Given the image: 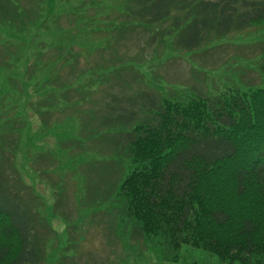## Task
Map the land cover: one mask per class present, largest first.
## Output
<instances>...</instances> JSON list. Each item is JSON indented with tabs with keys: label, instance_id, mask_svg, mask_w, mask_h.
Instances as JSON below:
<instances>
[{
	"label": "trees",
	"instance_id": "trees-1",
	"mask_svg": "<svg viewBox=\"0 0 264 264\" xmlns=\"http://www.w3.org/2000/svg\"><path fill=\"white\" fill-rule=\"evenodd\" d=\"M72 16L71 22L81 23L82 39L104 38L102 45L91 46L104 61L112 44L168 21L169 29L158 34L177 33L180 48L199 50L214 36L217 41L264 22V0H33L29 8L21 0H0V27L7 29L0 39V72L9 77L0 82V103H7L8 112L9 99L14 109L16 100L24 99L22 116L15 112L9 118L17 120L9 127L10 143L17 140L13 134L19 122L27 126L35 116L45 126L41 116L53 114L73 92V84H56L60 91L53 92L58 97L49 109L36 108L31 100V90L48 85L44 78L40 85L36 70L52 48L59 49L58 60L75 63L79 37L54 32ZM160 96L150 90L114 96L105 122L135 126L118 147L128 168L121 175L119 196L133 232L168 262H179L187 246L223 264H264V86L246 91L227 87L208 97ZM1 141L0 264H47L50 228L13 155L10 161L3 152L12 147L17 156L18 142ZM38 162L28 150L25 164L37 172Z\"/></svg>",
	"mask_w": 264,
	"mask_h": 264
},
{
	"label": "rangeland",
	"instance_id": "rangeland-1",
	"mask_svg": "<svg viewBox=\"0 0 264 264\" xmlns=\"http://www.w3.org/2000/svg\"><path fill=\"white\" fill-rule=\"evenodd\" d=\"M21 2L28 8L33 4V0ZM72 19L63 18L54 32L58 36L66 32L68 39L79 37L75 63L58 60L60 51L52 48L36 70L40 85L43 78L48 85L39 86L38 92L31 90V100L36 108L49 109L58 97L53 92L60 91L56 84H73V92L63 98L53 114L41 116L45 126L39 125L37 117L30 118L16 147L17 156L12 147L3 148L8 159L13 155L23 180L32 187L37 212L50 228L47 264H223L217 256L187 246L180 250L179 262L164 261L151 244L133 232L134 224L127 219L119 196L121 175L128 168L118 147L135 126H106L104 121L114 96L123 98L150 90L160 98L166 94L208 97L227 87L246 91L264 86V22L217 41L214 36L212 43L187 51L177 45V33H157L169 29L168 21L125 36L111 45L103 61L91 46L102 45L104 38L94 34L82 39L81 23L75 25ZM6 33L7 29L0 27V39ZM18 69L22 78L24 63L23 72ZM8 79L0 72V82ZM44 97L48 99L41 104ZM23 100H16L14 109V101L9 99L8 112L7 103H0V146L1 140L17 144L18 140L10 143L9 132L17 120L11 123L9 118H14L15 112L22 116ZM28 150L33 157L38 155L37 172L25 164Z\"/></svg>",
	"mask_w": 264,
	"mask_h": 264
},
{
	"label": "crops",
	"instance_id": "crops-1",
	"mask_svg": "<svg viewBox=\"0 0 264 264\" xmlns=\"http://www.w3.org/2000/svg\"><path fill=\"white\" fill-rule=\"evenodd\" d=\"M15 130L17 133V140H18V145H19L20 137L22 136L23 131L25 130V126H15Z\"/></svg>",
	"mask_w": 264,
	"mask_h": 264
}]
</instances>
